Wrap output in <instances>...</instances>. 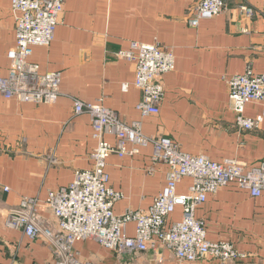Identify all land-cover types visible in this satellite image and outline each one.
<instances>
[{"label": "crops", "instance_id": "crops-1", "mask_svg": "<svg viewBox=\"0 0 264 264\" xmlns=\"http://www.w3.org/2000/svg\"><path fill=\"white\" fill-rule=\"evenodd\" d=\"M197 0H65L50 46L34 48L31 62L42 72L59 71L60 95L52 104L0 97V259L4 264H53L46 239H30L7 225L8 211L23 197L46 200L67 187L77 170L92 168L90 154L98 142L91 117L76 113L75 101L104 104L128 123L141 122L147 136H168L183 151L223 162L234 158L249 165L264 162V121L258 130L237 126L227 80L251 68L264 73V0H227V12L188 23L186 12ZM12 0H0V76L9 73V51L16 44ZM242 6L255 13L249 17ZM160 42L176 56L175 69L164 75L165 98L160 113L143 117L137 110L142 92L135 86V64L119 58L130 41ZM128 85V89H125ZM264 114V104L248 103L247 117ZM111 142L115 137L107 136ZM152 146L136 155L107 159L109 186L123 193L114 211L147 210L166 185L167 166L154 164ZM185 177L177 187L185 194ZM9 187L8 191L4 188ZM43 219L56 225L50 208ZM213 242H230L245 255L221 263L210 256L179 260L167 246L145 253L118 254L96 240L75 244L81 257L94 264H264V195L253 197L236 185L209 195L196 211ZM171 221L182 219L178 206ZM130 222L127 234L135 235Z\"/></svg>", "mask_w": 264, "mask_h": 264}, {"label": "built area", "instance_id": "built-area-1", "mask_svg": "<svg viewBox=\"0 0 264 264\" xmlns=\"http://www.w3.org/2000/svg\"><path fill=\"white\" fill-rule=\"evenodd\" d=\"M65 0H12L16 17V44L9 51L11 62L8 75L0 76V97L16 98L22 102L54 103L60 95L61 72H42L30 57L37 46L48 47L55 39ZM227 0H197L188 12L192 27L200 21L223 14ZM253 16L252 7L242 6ZM120 58L135 64V86L142 99L137 104L141 115L160 113L165 98L164 75L175 69L174 51L160 43L132 42L118 53ZM231 108L237 114V126L246 131L258 130L264 114L247 117L248 103L264 104V73L249 68L227 80ZM128 89V85H125ZM75 112H87L92 120L93 136L98 144L90 154L92 168L77 171L67 187L51 191L46 200L23 197L16 209L7 212L9 227L20 229L30 239H46L52 248L53 264H94L84 260L75 249L82 240H96L118 254L145 253L161 246L172 249L179 260L196 261L205 256L226 263L244 258L230 242H213L207 237L205 222L196 217L197 209L209 195L222 187L236 185L253 197L264 195V162L255 165L229 158L217 162L206 155H193L180 148L168 136H147L141 122L128 124L108 108L103 99L94 103L75 101ZM115 137V142L107 139ZM152 146L154 164L167 166L166 185L147 209L127 210L117 215L114 204L123 193L109 186L107 159L136 155L142 147ZM185 177L192 179L189 191L178 194L177 187ZM5 191L9 187L4 188ZM51 209L56 225L42 218V206ZM182 208V219L171 221L176 208ZM134 222L135 235L126 232ZM0 264H4L0 259Z\"/></svg>", "mask_w": 264, "mask_h": 264}, {"label": "rangeland", "instance_id": "rangeland-1", "mask_svg": "<svg viewBox=\"0 0 264 264\" xmlns=\"http://www.w3.org/2000/svg\"><path fill=\"white\" fill-rule=\"evenodd\" d=\"M64 5H65V2H64ZM247 7H250V6H247ZM11 8H12V5H11ZM12 11H13V9H12ZM63 11H64V9H63ZM227 12V2H226V10H225V12L224 13H226ZM14 13V12H13ZM63 14V13H62ZM186 15H187V19H189V18H191V17H193V13H191V12H186ZM132 42H137V41H134V40H132V41H130V43H129V46H128V48L130 47V44L132 43ZM139 42V41H138ZM155 43H160V42H155ZM149 44H152V43H149ZM160 44H162V45H164L163 43H160ZM165 46H167V45H165ZM167 47H169V46H167ZM127 48V49H128ZM171 48V47H170ZM172 49V48H171ZM121 50H125V49H121ZM121 50H119V51H121ZM173 50V49H172ZM174 51V50H173ZM118 53L119 52H117V56H118ZM175 53V52H174ZM119 57V56H118ZM120 58V57H119ZM123 59V58H122ZM132 63V62H131ZM22 102V101H21ZM77 171H81V170H77ZM77 171H76V173H77ZM76 175V174H75ZM123 198V197H122ZM115 204H116V202H115ZM115 204H114V206H115ZM127 210H139V209H127ZM126 210V211H127ZM125 211V212H126ZM124 212V213H125ZM124 213H122V214H120V215H123ZM81 256V255H80ZM85 260V259H84Z\"/></svg>", "mask_w": 264, "mask_h": 264}]
</instances>
